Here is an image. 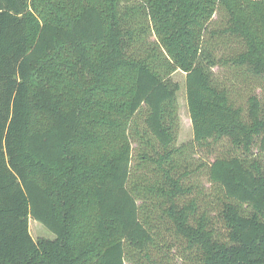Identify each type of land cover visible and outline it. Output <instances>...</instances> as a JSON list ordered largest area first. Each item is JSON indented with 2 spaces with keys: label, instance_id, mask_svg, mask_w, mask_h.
Listing matches in <instances>:
<instances>
[{
  "label": "trees",
  "instance_id": "obj_1",
  "mask_svg": "<svg viewBox=\"0 0 264 264\" xmlns=\"http://www.w3.org/2000/svg\"><path fill=\"white\" fill-rule=\"evenodd\" d=\"M0 264H264V0H0Z\"/></svg>",
  "mask_w": 264,
  "mask_h": 264
},
{
  "label": "rangeland",
  "instance_id": "obj_2",
  "mask_svg": "<svg viewBox=\"0 0 264 264\" xmlns=\"http://www.w3.org/2000/svg\"><path fill=\"white\" fill-rule=\"evenodd\" d=\"M219 69V70H218ZM224 69V70H222ZM215 71L217 74L221 77H227L233 80V82L236 85V90L238 96H243L244 93H246L247 88L242 84V82L239 80L237 77L238 75L231 73L229 70L225 68H216ZM184 73L180 71H176L173 75L172 78L178 82L179 84V90H178V107H179V119H180V129H179V134H178V139L177 143H185L193 138V133H192V126H191V120L189 118V113H188V108H187V102H186V97H185V89H184ZM247 84L249 83L246 81ZM250 84V83H249ZM251 85H255L252 84ZM260 89H255V92H260ZM202 151V150H201ZM205 157L208 159L211 158V154L208 152L207 149H204L202 152ZM28 226H29V232L34 240H37L39 238H50L53 239L55 235L50 232L44 225H42L40 222L34 220L32 217H28Z\"/></svg>",
  "mask_w": 264,
  "mask_h": 264
}]
</instances>
